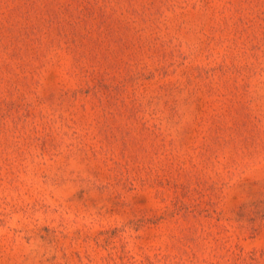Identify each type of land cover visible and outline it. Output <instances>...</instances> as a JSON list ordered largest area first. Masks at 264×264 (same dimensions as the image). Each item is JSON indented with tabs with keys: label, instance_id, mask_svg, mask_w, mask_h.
<instances>
[{
	"label": "rangeland",
	"instance_id": "rangeland-1",
	"mask_svg": "<svg viewBox=\"0 0 264 264\" xmlns=\"http://www.w3.org/2000/svg\"><path fill=\"white\" fill-rule=\"evenodd\" d=\"M0 264H264V0H0Z\"/></svg>",
	"mask_w": 264,
	"mask_h": 264
}]
</instances>
